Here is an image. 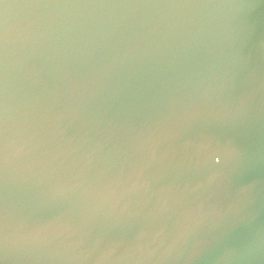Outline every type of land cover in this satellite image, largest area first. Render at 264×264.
Instances as JSON below:
<instances>
[{
    "label": "water",
    "instance_id": "water-1",
    "mask_svg": "<svg viewBox=\"0 0 264 264\" xmlns=\"http://www.w3.org/2000/svg\"><path fill=\"white\" fill-rule=\"evenodd\" d=\"M0 264H264V0H0Z\"/></svg>",
    "mask_w": 264,
    "mask_h": 264
}]
</instances>
